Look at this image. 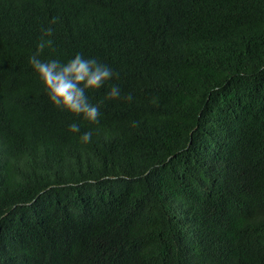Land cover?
Listing matches in <instances>:
<instances>
[{"label":"trees","instance_id":"1","mask_svg":"<svg viewBox=\"0 0 264 264\" xmlns=\"http://www.w3.org/2000/svg\"><path fill=\"white\" fill-rule=\"evenodd\" d=\"M52 17L98 124L29 64ZM0 264H264V0H0Z\"/></svg>","mask_w":264,"mask_h":264},{"label":"clouds","instance_id":"2","mask_svg":"<svg viewBox=\"0 0 264 264\" xmlns=\"http://www.w3.org/2000/svg\"><path fill=\"white\" fill-rule=\"evenodd\" d=\"M57 17H52L48 27L41 29V38L37 43L36 51L29 57V64L40 79L49 101L58 109L81 117L92 124H98L101 117V104L93 103L88 93L99 90L109 84L118 73L111 66L101 62L93 56H85L77 52L72 57L61 60L58 58H41V53L46 47L52 45L50 37L54 29ZM105 100L123 99L131 101L132 96H122L121 89L117 84L108 87ZM73 134H78L82 144L91 142L92 132L81 133L80 124L73 122L68 126Z\"/></svg>","mask_w":264,"mask_h":264}]
</instances>
